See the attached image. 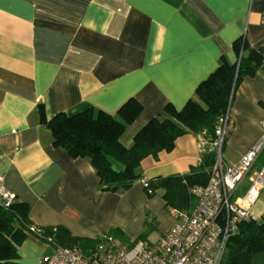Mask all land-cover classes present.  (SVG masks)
<instances>
[{
	"label": "crops",
	"instance_id": "obj_1",
	"mask_svg": "<svg viewBox=\"0 0 264 264\" xmlns=\"http://www.w3.org/2000/svg\"><path fill=\"white\" fill-rule=\"evenodd\" d=\"M238 38L262 46L264 0H0V172L15 201L27 206L30 225L93 240L120 227L128 242L117 241L129 246L153 216L160 238L177 216L170 209L173 217L165 219L162 190L147 196L142 180L188 172L207 138L177 137L172 150L141 160L130 188L102 191L87 158L53 145L37 107L46 119L91 107L114 113L132 97L141 111L119 138L128 147L166 104L179 110L193 98L221 59L235 62ZM263 110L260 66L233 92L224 165L236 164L261 137ZM259 166L257 158L252 170ZM252 216L264 217V188ZM16 250L14 264H37L53 246L27 235Z\"/></svg>",
	"mask_w": 264,
	"mask_h": 264
},
{
	"label": "trees",
	"instance_id": "obj_2",
	"mask_svg": "<svg viewBox=\"0 0 264 264\" xmlns=\"http://www.w3.org/2000/svg\"><path fill=\"white\" fill-rule=\"evenodd\" d=\"M233 50L237 57L235 62L221 59L218 67L196 86L193 98L179 110L166 104L159 116L148 120L135 133L128 147L119 138L126 125L141 111V105L132 97L119 105L114 113L91 107L73 115L60 112L50 119H46L39 104V122L50 131L54 146L63 148L70 157L87 158L99 179L100 189L113 192L127 190L140 178L137 168L143 158L172 150L175 139L186 133H202L207 138V145L196 166L183 174L144 179L148 184L144 187L147 196L161 189L165 207L188 212L195 202L190 189L207 182L214 160L217 120L230 105L241 78L253 74L264 57V43L253 48L242 38L233 42ZM258 158L261 165L264 164V148ZM27 214L28 208L22 203L14 201L8 207L0 205V264H14L18 258L16 248L27 235L53 247H77L83 252L92 249L99 240L72 236L61 226H34L38 231H33ZM152 220L153 217H149L146 222ZM106 234L128 242L120 227L110 228ZM141 237L143 234L131 244ZM220 264H264V217L239 224L237 232L227 240Z\"/></svg>",
	"mask_w": 264,
	"mask_h": 264
},
{
	"label": "built area",
	"instance_id": "obj_3",
	"mask_svg": "<svg viewBox=\"0 0 264 264\" xmlns=\"http://www.w3.org/2000/svg\"><path fill=\"white\" fill-rule=\"evenodd\" d=\"M261 66L264 69V57ZM228 122L229 106L215 126L214 160L207 182L190 189L194 205L188 212L174 211L176 222L155 243L136 240L123 246L102 234L87 252L57 245L37 264H220L227 240L242 221L253 218L252 209L264 188V165L252 170L264 148V110L259 121L261 137L233 165H224L222 158ZM245 177L246 187L240 190ZM142 185L148 187L144 179ZM14 201L15 194L6 189L0 172V205L8 207Z\"/></svg>",
	"mask_w": 264,
	"mask_h": 264
},
{
	"label": "rangeland",
	"instance_id": "obj_4",
	"mask_svg": "<svg viewBox=\"0 0 264 264\" xmlns=\"http://www.w3.org/2000/svg\"><path fill=\"white\" fill-rule=\"evenodd\" d=\"M162 214L164 215L165 219L168 221L173 217L172 212L167 207L163 210ZM150 217H153V216H150ZM141 234H143V237L138 239L139 241H142L144 243H155L158 240L159 234H160V229L158 226L157 219L153 217L152 221H148L144 223Z\"/></svg>",
	"mask_w": 264,
	"mask_h": 264
}]
</instances>
